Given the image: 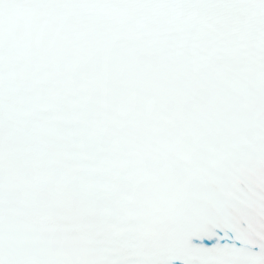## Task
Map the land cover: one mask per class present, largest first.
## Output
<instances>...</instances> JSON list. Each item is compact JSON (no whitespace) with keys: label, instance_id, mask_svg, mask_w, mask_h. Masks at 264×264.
<instances>
[{"label":"snow or ice","instance_id":"snow-or-ice-1","mask_svg":"<svg viewBox=\"0 0 264 264\" xmlns=\"http://www.w3.org/2000/svg\"><path fill=\"white\" fill-rule=\"evenodd\" d=\"M0 264H264V0H0Z\"/></svg>","mask_w":264,"mask_h":264}]
</instances>
